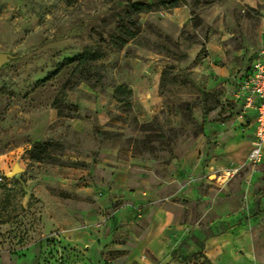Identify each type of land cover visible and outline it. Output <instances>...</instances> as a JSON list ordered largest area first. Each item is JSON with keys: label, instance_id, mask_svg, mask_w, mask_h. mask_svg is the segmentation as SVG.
Segmentation results:
<instances>
[{"label": "crops", "instance_id": "1", "mask_svg": "<svg viewBox=\"0 0 264 264\" xmlns=\"http://www.w3.org/2000/svg\"><path fill=\"white\" fill-rule=\"evenodd\" d=\"M222 12L220 6L201 11L213 27L200 43L187 46L184 59L150 51L117 84L130 89L135 116L143 123L159 117L171 127L178 113L167 103L179 96L192 101L195 134L167 145L162 160L119 144H89L84 157L67 152L65 157L84 160L87 167H63L54 185L82 197L76 201L52 193L46 174L35 180L46 221L76 250L79 264L105 259L110 264H264V155L259 162L247 161L255 112L233 97L264 45V14L250 28L244 19L224 21ZM169 15L180 26L189 11L174 7ZM171 63L194 92L161 88L164 66ZM114 88L89 101V111L103 112L120 101ZM73 123L79 128V121ZM157 167L165 169L164 178Z\"/></svg>", "mask_w": 264, "mask_h": 264}, {"label": "rangeland", "instance_id": "2", "mask_svg": "<svg viewBox=\"0 0 264 264\" xmlns=\"http://www.w3.org/2000/svg\"><path fill=\"white\" fill-rule=\"evenodd\" d=\"M135 1L151 10L137 13ZM182 6L189 15L177 26L169 14ZM214 6L222 8L224 21L244 19L250 28L264 14V2L253 0H0V52L13 56L0 66V264L81 262L76 250L55 236L34 186L46 174L53 182L48 185L52 193L82 199L54 185L63 167H87L84 160L65 157L67 152L84 157L89 144H119L162 160L167 145L181 144L197 132L192 101L180 96L167 103L178 113L171 127L159 117L140 122L131 93L113 91L120 101L103 112L89 111V101L111 91L122 75L132 72L131 64L150 51L164 59H184L187 46L200 43L213 27L201 18V11ZM85 48L101 57L93 67L88 63L76 68ZM173 68L172 63L164 66L161 88L194 92ZM14 166L22 171L9 176ZM157 168L164 178L165 169ZM84 179L79 178L80 183Z\"/></svg>", "mask_w": 264, "mask_h": 264}, {"label": "built area", "instance_id": "3", "mask_svg": "<svg viewBox=\"0 0 264 264\" xmlns=\"http://www.w3.org/2000/svg\"><path fill=\"white\" fill-rule=\"evenodd\" d=\"M233 97L240 100L244 108L255 112L254 139L247 161L259 162L264 155V45L257 51L248 71L239 79Z\"/></svg>", "mask_w": 264, "mask_h": 264}, {"label": "trees", "instance_id": "4", "mask_svg": "<svg viewBox=\"0 0 264 264\" xmlns=\"http://www.w3.org/2000/svg\"><path fill=\"white\" fill-rule=\"evenodd\" d=\"M173 6H176L175 4H173ZM132 7H134V10L137 12V13H141L143 11H150L151 8L148 4H144L143 2H139V1H135L133 4H132ZM126 42L124 40L121 41V44L120 45H124ZM100 54L97 53L96 51L95 52H90L88 48H85L82 52V54L80 55V57L78 58L77 60V64H76V68H78L79 66H82V65H87L89 63V67H93V65L95 66V62L100 59ZM93 63V64H91ZM76 70V69H75ZM121 92H125L127 94H130L131 91L130 89L122 86V85H118L114 88V93L115 94H118V93H121Z\"/></svg>", "mask_w": 264, "mask_h": 264}, {"label": "water", "instance_id": "5", "mask_svg": "<svg viewBox=\"0 0 264 264\" xmlns=\"http://www.w3.org/2000/svg\"><path fill=\"white\" fill-rule=\"evenodd\" d=\"M12 54L7 53V52H0V66L8 61L10 58H12ZM22 168H20L19 166H14L11 170V172L8 174L9 176H13L14 174H16L17 172H21Z\"/></svg>", "mask_w": 264, "mask_h": 264}]
</instances>
